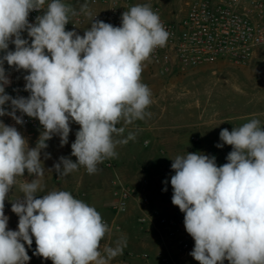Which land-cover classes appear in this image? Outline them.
Returning <instances> with one entry per match:
<instances>
[{
    "label": "clouds",
    "instance_id": "9594fccd",
    "mask_svg": "<svg viewBox=\"0 0 264 264\" xmlns=\"http://www.w3.org/2000/svg\"><path fill=\"white\" fill-rule=\"evenodd\" d=\"M44 4L0 0V52L5 53L0 56V117L10 116L22 125L26 114L38 119L44 130L36 147L29 148L16 127L0 121V264H28L25 245L30 248L33 237V255L52 264H110L126 241L101 251L110 229L94 207L68 191L36 195L43 190L45 173L41 150L54 135L61 146L67 144L70 123L75 122L80 125L71 144L76 160L61 156L53 169L66 176L84 166L93 174L98 163L117 155L118 144L135 139L129 133L114 140V134H123L124 128L117 127L122 120L130 124L151 115L145 110L152 93L141 74L151 53L166 46L169 33L148 4L131 6L120 26L93 19L83 36L65 30L69 13L76 12L62 0H52L30 23V12L42 10ZM25 31L31 43L23 38ZM9 43L14 50H8ZM5 62L28 73L27 98L5 92L11 83ZM219 136L217 148L232 146L222 166L215 156L199 152L172 159V204L184 213L185 230L194 240L190 255L199 264H264V127L253 118L232 131L222 129ZM25 170L36 178L25 180L23 197L12 202L19 220L17 230H11L5 199Z\"/></svg>",
    "mask_w": 264,
    "mask_h": 264
},
{
    "label": "built area",
    "instance_id": "2783aa9c",
    "mask_svg": "<svg viewBox=\"0 0 264 264\" xmlns=\"http://www.w3.org/2000/svg\"><path fill=\"white\" fill-rule=\"evenodd\" d=\"M51 2L52 0H45L42 10L30 12L29 22L35 23L36 17L43 15ZM62 2L76 12L75 15L69 13V23L65 30H75L81 36L91 27L93 19L120 26L122 14L134 6V0H62ZM85 4L87 8L82 9V5ZM150 6L169 33L166 46L157 47L149 57L162 76L219 61L237 65H247L258 60L264 63V0H188L184 12L175 19L165 17L160 0H152ZM22 36L31 43L26 31ZM14 49L15 45L9 43L8 50ZM4 54L0 52V56ZM4 68L11 81L5 87V92L14 98L17 96L27 98L30 93L24 90L26 83L24 76L28 73L25 70L17 71L6 62ZM17 115L22 114L17 112ZM5 117L11 118L7 115ZM23 120L31 133L43 129L36 118L23 114ZM193 139L196 142L198 140L196 137ZM84 172L88 174L86 169ZM147 186V179L136 185L124 182L116 175L112 190L115 198L113 207L115 217L102 218L110 229L101 240L102 250L107 246L109 235L121 229L119 217L131 209H136L139 212L137 220L142 224H153L164 247L174 245L187 262L199 264L190 255L194 248V240L185 230L184 213L179 210L168 214L153 208L151 197L145 189ZM34 248L36 249V245ZM159 257L162 264H174L164 253H160ZM224 264H229V261L225 260Z\"/></svg>",
    "mask_w": 264,
    "mask_h": 264
},
{
    "label": "crops",
    "instance_id": "0c3cea01",
    "mask_svg": "<svg viewBox=\"0 0 264 264\" xmlns=\"http://www.w3.org/2000/svg\"><path fill=\"white\" fill-rule=\"evenodd\" d=\"M155 75L162 76L152 64ZM181 73L175 71L170 75ZM142 77V74H141ZM165 93H157L162 98ZM156 95V94H155ZM155 95L153 97L155 98ZM158 100L160 101V99ZM259 119L264 127V112L262 113H168L167 111L145 115L141 122L133 121L125 124L122 120L117 127H123L122 135H115L114 140L126 139L129 133L135 139L126 144H118L117 155L106 158L97 164V171L86 174L84 166L66 176H60L51 181L48 194L51 191H68L74 198L94 207L102 218L113 219L115 198L112 195L113 181L116 175L124 182L140 185L148 180L145 188L152 200L153 208L164 213L179 211L172 204L173 188L170 183L175 172L163 169L165 164H172V159L183 156L184 151L191 149L192 138L198 137V146L202 150L215 149L220 141V131L240 127L251 119ZM68 142L64 149L72 150ZM220 150L232 149L224 145ZM162 151V152H161ZM61 156H70V152ZM167 181V183H165ZM167 189L164 191V189ZM139 212L131 209L119 217L121 229L113 232L107 238V246L116 247L117 241H126L121 255L110 260V264H162L160 253H164L174 264H191L181 255L176 247H164L155 231L153 224H142L137 220ZM101 251L102 248H101ZM38 264H52V261L37 257ZM32 260L28 262L31 264Z\"/></svg>",
    "mask_w": 264,
    "mask_h": 264
},
{
    "label": "rangeland",
    "instance_id": "374dc122",
    "mask_svg": "<svg viewBox=\"0 0 264 264\" xmlns=\"http://www.w3.org/2000/svg\"><path fill=\"white\" fill-rule=\"evenodd\" d=\"M152 0H134V5H150ZM188 0H160L165 17L175 19L186 9ZM141 82L146 84L152 93V103L146 108V113H158L159 111L168 113H262L264 112V63L260 60L247 65H237L226 61H219L214 64H204L189 69L178 74L157 76L152 67L150 59L144 62ZM157 93H165L159 98ZM156 94V95H155ZM155 95V98L153 97ZM160 99V101L158 100ZM6 125L14 126L25 137L29 148L36 147L43 129L31 133L24 123L17 124L9 117H0ZM141 122V120H135ZM242 126V125H241ZM263 126V124H261ZM71 131L68 142H74L76 132L80 125L75 122L70 123ZM198 138V137H196ZM48 147L41 150V161L45 173L41 178L42 191L36 195H46L51 181L58 177L53 169V165L58 162L63 153L72 152L61 146L60 137L54 135L52 139L46 141ZM197 142L192 138L191 149L184 151L187 153H203L216 157L217 166L227 163V155L232 149L202 150ZM50 154V158H46ZM66 156V157H67ZM73 161L76 157L70 154ZM163 169L174 172L171 164H165ZM36 177L30 175L25 170L24 176H18L15 184L5 199V215L9 217L8 228L17 230L19 217L12 212V202L23 197L21 185L26 181L31 182ZM35 238L32 246L25 245L27 253L32 260L31 264H38V256L33 255L35 251Z\"/></svg>",
    "mask_w": 264,
    "mask_h": 264
}]
</instances>
